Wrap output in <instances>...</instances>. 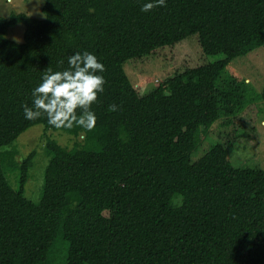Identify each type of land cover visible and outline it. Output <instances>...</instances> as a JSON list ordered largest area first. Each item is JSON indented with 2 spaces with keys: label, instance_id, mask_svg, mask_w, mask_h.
Returning <instances> with one entry per match:
<instances>
[{
  "label": "trees",
  "instance_id": "1",
  "mask_svg": "<svg viewBox=\"0 0 264 264\" xmlns=\"http://www.w3.org/2000/svg\"><path fill=\"white\" fill-rule=\"evenodd\" d=\"M143 2L45 0L42 20L0 17V148L40 124L83 140L72 149L46 143L37 204L23 195L34 152L14 164L19 190L0 162V264H51L58 239L66 264H264V170L228 158L250 103L247 83L219 81L232 60L264 46V0H167L149 13ZM17 24L25 27L21 44L6 37ZM190 36L203 54L224 58L176 72L141 96L124 64ZM85 50L106 67L92 105L96 126L25 120L21 106H31L43 73L66 69ZM221 117L233 130L193 160L200 130Z\"/></svg>",
  "mask_w": 264,
  "mask_h": 264
},
{
  "label": "rangeland",
  "instance_id": "2",
  "mask_svg": "<svg viewBox=\"0 0 264 264\" xmlns=\"http://www.w3.org/2000/svg\"><path fill=\"white\" fill-rule=\"evenodd\" d=\"M45 0H0V17L8 19L20 13L42 20V7ZM25 27L17 24L8 28L6 37L14 43L24 42ZM221 54L207 56L202 53L197 36H190L175 48L164 47L141 58L127 61L123 68L132 85L138 88L141 96L150 94L157 85L176 72H183L188 67L213 63L223 59ZM235 76L247 83L246 99L250 103L236 119L240 126L239 138L229 152L231 164L239 168L259 167L264 170V46L253 50L244 57L232 60L223 71L220 82ZM223 117L215 121L207 130H200V143L193 154V160L201 157L219 141V134L225 137L232 126L224 125ZM54 141L67 149L77 143L82 144V136L74 138L61 131L35 125L22 133L10 146L0 148V162L5 177L14 190H19V172L14 164H19L31 152H34L32 167L28 170L27 181L23 187L26 199L39 203L44 186V173L50 157L45 145ZM67 244L58 239L49 254L51 264H66Z\"/></svg>",
  "mask_w": 264,
  "mask_h": 264
},
{
  "label": "clouds",
  "instance_id": "3",
  "mask_svg": "<svg viewBox=\"0 0 264 264\" xmlns=\"http://www.w3.org/2000/svg\"><path fill=\"white\" fill-rule=\"evenodd\" d=\"M166 4L167 0H144L140 11L149 13ZM63 63V60L58 61L59 65ZM67 65L62 71L48 68L43 73L40 82L31 90V106L27 103L21 106L23 117L28 121L44 118L55 129H71L75 125L91 131L97 121L92 105L105 90L106 80L102 73L106 67L87 50L70 55ZM111 110L115 111L116 106L112 105Z\"/></svg>",
  "mask_w": 264,
  "mask_h": 264
}]
</instances>
